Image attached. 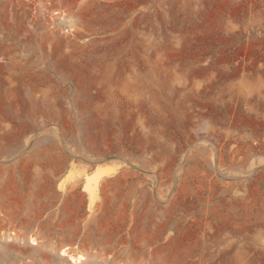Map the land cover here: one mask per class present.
<instances>
[{
  "label": "rangeland",
  "instance_id": "rangeland-1",
  "mask_svg": "<svg viewBox=\"0 0 264 264\" xmlns=\"http://www.w3.org/2000/svg\"><path fill=\"white\" fill-rule=\"evenodd\" d=\"M104 162L95 216L82 181L57 194ZM37 216L158 264H264V0H0V231Z\"/></svg>",
  "mask_w": 264,
  "mask_h": 264
},
{
  "label": "bare ground",
  "instance_id": "bare-ground-1",
  "mask_svg": "<svg viewBox=\"0 0 264 264\" xmlns=\"http://www.w3.org/2000/svg\"><path fill=\"white\" fill-rule=\"evenodd\" d=\"M45 2L46 1H41L40 3L46 4ZM51 7L52 8H50L49 5H46L45 9L47 11H50L53 19L57 18L63 25L69 26L71 30L70 32H73L75 29H77L78 20L80 18L79 15H76L77 13L71 14V9H69L71 10L69 12L68 9L66 10V8H64V10H61L59 7ZM119 170V164H114L111 162L98 163L93 168L85 169L82 173V176L76 175L75 173L67 174L58 183V186L60 187V189H62V192H58V189L56 190V192L59 196L65 197L74 189H76V187L82 181L83 190H85L88 195V208L90 209V211H92L90 216H95L94 214L101 208V203L103 202V193L107 184L111 186L112 183H116L119 180L117 177H115ZM110 178H113L112 180H110L112 182H109ZM140 199L141 197H139L136 201H133L134 207L137 204L136 202L139 203ZM5 213L8 214V212ZM15 216L17 217V215ZM41 218L42 216H37L33 221L14 219L6 230L0 231V244H4V246L9 249L11 248V246L18 247L19 251H17L16 253L21 258H29L28 264H32L34 262V256H32L31 254L38 250V247L30 248L28 244L37 245L42 249H46V252H44L43 250H38L37 254V258H39V260L44 264H54V255L60 258L57 261V264H64L65 261L70 260L76 264H86L91 258L93 259L92 264H146L147 261H149V264H158V250L154 246L149 247L151 248L149 252V249L143 248V245H141L142 247H136L132 245L135 243L130 244L128 239L111 237V234L107 237L102 236L101 233L102 231H104V229L100 226H96L92 230L97 234V240L95 243L96 245H93L94 241L93 237H91L92 231H89L86 234V237L83 238L84 241L78 240V231L71 232L68 235V239L60 240L61 233L52 232L49 227L50 224L42 222ZM34 223L35 227L31 231H28L29 227L34 225ZM4 228H6V226H4ZM139 233L141 235V232ZM153 236L155 238V235ZM63 237L64 236H62V238ZM98 237L100 238V241H98ZM133 237L135 238L137 236ZM14 241L17 243H13ZM84 242H86L87 244L85 247L82 246ZM152 243L153 242H150L149 244L151 245ZM89 244H91L90 246L92 249H90V247L88 246ZM24 248L30 250V252L27 253Z\"/></svg>",
  "mask_w": 264,
  "mask_h": 264
}]
</instances>
